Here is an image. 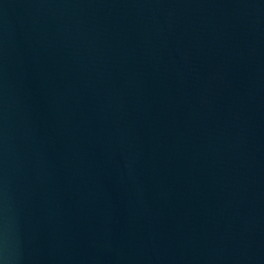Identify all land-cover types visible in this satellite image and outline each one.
Wrapping results in <instances>:
<instances>
[{
    "label": "water",
    "instance_id": "1",
    "mask_svg": "<svg viewBox=\"0 0 264 264\" xmlns=\"http://www.w3.org/2000/svg\"><path fill=\"white\" fill-rule=\"evenodd\" d=\"M0 264H264V0H0Z\"/></svg>",
    "mask_w": 264,
    "mask_h": 264
}]
</instances>
